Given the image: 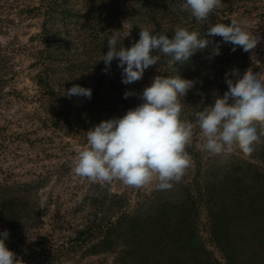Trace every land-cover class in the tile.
I'll return each mask as SVG.
<instances>
[{"label":"rangeland","instance_id":"374dc122","mask_svg":"<svg viewBox=\"0 0 264 264\" xmlns=\"http://www.w3.org/2000/svg\"><path fill=\"white\" fill-rule=\"evenodd\" d=\"M182 3L0 0V128L13 137L0 151V184H8L0 188V202L25 206L22 244L35 252L12 250L5 241L21 264H264V143L251 156L237 150L227 161H209L196 123L197 112L226 95L225 76L251 71L264 77V39L250 58L229 55L216 36L173 67L161 55L128 85L117 60L104 71L115 30L130 32L126 48L138 41L141 27L171 38L178 26L203 36L214 24L235 23L250 39L264 37V0H223L204 21ZM217 41L220 54L213 55ZM175 74L196 82L182 101V118L195 125L186 149L192 163L182 181L161 191L156 181L136 188L75 175L86 132L142 103L157 75ZM74 84L91 88V99L68 97ZM126 91L132 93L127 98Z\"/></svg>","mask_w":264,"mask_h":264},{"label":"clouds","instance_id":"9594fccd","mask_svg":"<svg viewBox=\"0 0 264 264\" xmlns=\"http://www.w3.org/2000/svg\"><path fill=\"white\" fill-rule=\"evenodd\" d=\"M223 0H183L181 9L197 21L207 20L222 6ZM171 38L166 32L141 27L139 39L124 47L122 41L130 32L115 30L107 39L108 50L103 55L104 71L113 60L121 69V81L128 85L140 80L146 69L156 65L161 55L176 62L188 61L197 51L206 49L216 36L231 50L252 58L261 39H250L235 23H217L202 36L198 31L176 27ZM155 50V54H153ZM220 54V41L212 49ZM229 81L234 82L235 86ZM195 81L178 74L157 75L146 87L140 103L122 117L101 121L86 132V146L77 151L73 172L92 182L123 184L140 188L157 182V188L167 191L182 181L192 163L186 150L191 144L195 125L182 118V101ZM222 86L226 95L211 106L197 112V125L203 138L201 150L209 161H227L238 150L251 156L256 146L264 143V77L248 71L242 76L230 73ZM131 92L126 91L127 98ZM67 96L91 99L92 89L74 84ZM9 231H0V264H21L5 241Z\"/></svg>","mask_w":264,"mask_h":264},{"label":"trees","instance_id":"16d2710c","mask_svg":"<svg viewBox=\"0 0 264 264\" xmlns=\"http://www.w3.org/2000/svg\"><path fill=\"white\" fill-rule=\"evenodd\" d=\"M13 137L9 136V131L7 128H0V151L8 149L9 142ZM7 183L4 185L0 184V188L3 186L7 187ZM25 206L23 204H14L11 201H1L0 202V219L5 224L7 230L9 231V239L11 240L9 246L12 250H15L18 246L20 248L26 249V254L30 255L35 252L33 245L28 247L22 244V229L20 228V222L22 216L24 215ZM80 238L83 237V234L79 235ZM24 246V247H23Z\"/></svg>","mask_w":264,"mask_h":264}]
</instances>
